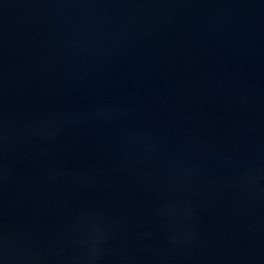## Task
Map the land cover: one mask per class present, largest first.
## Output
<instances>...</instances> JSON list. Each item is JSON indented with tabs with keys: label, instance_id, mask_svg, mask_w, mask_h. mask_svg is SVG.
I'll use <instances>...</instances> for the list:
<instances>
[{
	"label": "water",
	"instance_id": "1",
	"mask_svg": "<svg viewBox=\"0 0 264 264\" xmlns=\"http://www.w3.org/2000/svg\"><path fill=\"white\" fill-rule=\"evenodd\" d=\"M0 264H264V0H0Z\"/></svg>",
	"mask_w": 264,
	"mask_h": 264
}]
</instances>
